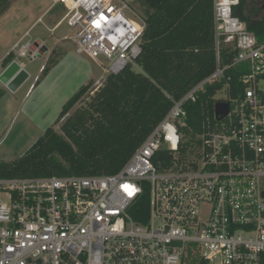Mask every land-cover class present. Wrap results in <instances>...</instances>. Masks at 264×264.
<instances>
[{
  "label": "built area",
  "instance_id": "built-area-1",
  "mask_svg": "<svg viewBox=\"0 0 264 264\" xmlns=\"http://www.w3.org/2000/svg\"><path fill=\"white\" fill-rule=\"evenodd\" d=\"M60 2L77 54L107 75L135 66L146 25L123 0ZM239 3L214 1L217 70L174 103L120 173L0 174V264H264V43L233 15ZM222 44L237 50L233 65L250 66L243 96L226 94L228 117L206 120L182 154L184 105L222 79ZM42 50L30 40L10 54L35 61Z\"/></svg>",
  "mask_w": 264,
  "mask_h": 264
},
{
  "label": "trees",
  "instance_id": "trees-1",
  "mask_svg": "<svg viewBox=\"0 0 264 264\" xmlns=\"http://www.w3.org/2000/svg\"><path fill=\"white\" fill-rule=\"evenodd\" d=\"M214 1L142 0L146 29L135 66L118 75H107L93 95L88 94L92 82L81 87L63 107L55 124L66 119L61 133L55 125L49 127L24 156L0 163V174L5 178H68L120 173L174 103L217 70ZM252 1L240 0L233 15L246 23L263 44L264 13L259 19L250 15L252 9L248 14ZM259 1L264 4V0ZM9 4L10 0H0V17ZM237 53L222 44V79L206 86L195 102L184 105L187 117L180 127L185 137L180 146L182 154L191 149L206 120L217 122L215 105L224 101L217 99L219 93L225 91L229 101L243 96L242 76L250 72V66L233 65ZM12 58V54L6 57L3 65L7 66ZM84 98L88 99L84 107L67 115ZM165 156L171 160L166 151H161L158 159ZM144 207L148 211L147 205Z\"/></svg>",
  "mask_w": 264,
  "mask_h": 264
},
{
  "label": "rangeland",
  "instance_id": "rangeland-1",
  "mask_svg": "<svg viewBox=\"0 0 264 264\" xmlns=\"http://www.w3.org/2000/svg\"><path fill=\"white\" fill-rule=\"evenodd\" d=\"M123 1L131 9L127 16L134 18L138 14L145 18L146 7L142 0ZM250 4L247 13L252 9L250 15L259 19L264 13V4L259 0ZM67 11L60 0H10L6 13L0 17V59L17 43L25 44L31 40L43 46L37 60L19 59L31 74L30 83L19 94L12 96L0 84V92L4 93L0 96V163H11L24 156L36 140L56 124L63 107L81 87L92 82L90 90L93 91L95 83L107 76L98 63L85 54H77L76 45L70 38L73 32L64 20ZM11 54L12 59L17 57L15 53ZM47 68L49 70L43 74ZM258 88L264 96V79L259 81ZM225 98V91L217 95V99ZM86 102L88 99L84 98L67 115L84 107ZM65 120L55 125L58 133Z\"/></svg>",
  "mask_w": 264,
  "mask_h": 264
},
{
  "label": "water",
  "instance_id": "water-1",
  "mask_svg": "<svg viewBox=\"0 0 264 264\" xmlns=\"http://www.w3.org/2000/svg\"><path fill=\"white\" fill-rule=\"evenodd\" d=\"M47 51H48V48L44 50V52H47ZM18 71H20V73L14 78V80L10 84L11 85L10 88L13 87L15 84L20 82L24 76L27 75L24 69H22L21 66L17 64V62L13 61L11 63V66L1 76V81H3L4 83H7L9 80H11L12 77L16 75ZM229 111H230V103L218 102L215 105L214 114L218 121H223L228 117Z\"/></svg>",
  "mask_w": 264,
  "mask_h": 264
},
{
  "label": "crops",
  "instance_id": "crops-1",
  "mask_svg": "<svg viewBox=\"0 0 264 264\" xmlns=\"http://www.w3.org/2000/svg\"><path fill=\"white\" fill-rule=\"evenodd\" d=\"M13 45H12V48H11V50L13 49ZM11 50H10V52H11ZM10 52H8V54H10ZM48 52V51H47ZM47 52H44L45 53V55L47 54ZM7 54V55H8ZM6 55V56H7ZM45 55L44 56H42V58H44L45 57ZM5 56V57H6ZM47 56V55H46ZM5 57L3 58V59H0V84H2V86L8 91H10V93L12 94V96H14V95H17V94H19L30 82V79H31V74H30V72H28V70H27V67H26V65L25 64H22V63H20L19 62V59L17 58V57H15L14 59H12V61L9 63V64H7V66H4L3 65V61H4V59H5ZM13 61H15V62H17V64H19L20 66H21V68L22 69H24V71L26 72V76H24L23 77V79L20 81V82H18L17 84H15L13 87H11L10 88V84H11V82L14 80V78L20 73V71H18L17 73H16V75L14 76V77H12L11 78V80H9L7 83H4L3 81H1V76L3 75V73L11 66V63L13 62ZM38 77H40V74L36 77V79L34 80V83L31 85V87H30V90H31V88H32V86H34V84L37 82L36 80L38 79ZM36 81V82H35ZM39 83H37V85H38ZM30 90H29V92H30ZM6 93V92H5ZM2 94H4V93H2V91L0 92V96L2 95Z\"/></svg>",
  "mask_w": 264,
  "mask_h": 264
},
{
  "label": "snow or ice",
  "instance_id": "snow-or-ice-1",
  "mask_svg": "<svg viewBox=\"0 0 264 264\" xmlns=\"http://www.w3.org/2000/svg\"><path fill=\"white\" fill-rule=\"evenodd\" d=\"M97 27H99V23H97V25H96Z\"/></svg>",
  "mask_w": 264,
  "mask_h": 264
}]
</instances>
